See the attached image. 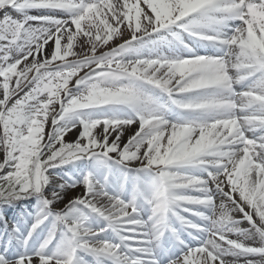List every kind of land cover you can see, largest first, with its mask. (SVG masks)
I'll use <instances>...</instances> for the list:
<instances>
[{"label":"snow or ice","instance_id":"1","mask_svg":"<svg viewBox=\"0 0 264 264\" xmlns=\"http://www.w3.org/2000/svg\"><path fill=\"white\" fill-rule=\"evenodd\" d=\"M0 13V264H264V0Z\"/></svg>","mask_w":264,"mask_h":264},{"label":"bare ground","instance_id":"2","mask_svg":"<svg viewBox=\"0 0 264 264\" xmlns=\"http://www.w3.org/2000/svg\"><path fill=\"white\" fill-rule=\"evenodd\" d=\"M74 134H75V133H71V134H68V135H69V137H71V136H73ZM234 215L236 216V218H240V214H239V213H235ZM240 226H241V227H248L247 222H243ZM232 238H235V237H232Z\"/></svg>","mask_w":264,"mask_h":264},{"label":"rangeland","instance_id":"3","mask_svg":"<svg viewBox=\"0 0 264 264\" xmlns=\"http://www.w3.org/2000/svg\"><path fill=\"white\" fill-rule=\"evenodd\" d=\"M2 15H3V13H0V16H2ZM74 136H75V134L71 137H69V135H67L66 139L71 141V140H73Z\"/></svg>","mask_w":264,"mask_h":264}]
</instances>
